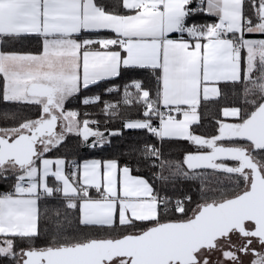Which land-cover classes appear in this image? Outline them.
Masks as SVG:
<instances>
[{
	"label": "snow or ice",
	"instance_id": "obj_1",
	"mask_svg": "<svg viewBox=\"0 0 264 264\" xmlns=\"http://www.w3.org/2000/svg\"><path fill=\"white\" fill-rule=\"evenodd\" d=\"M0 106V264H264V0H0Z\"/></svg>",
	"mask_w": 264,
	"mask_h": 264
},
{
	"label": "trees",
	"instance_id": "obj_2",
	"mask_svg": "<svg viewBox=\"0 0 264 264\" xmlns=\"http://www.w3.org/2000/svg\"><path fill=\"white\" fill-rule=\"evenodd\" d=\"M206 17L204 16H196L193 17L192 20L189 21L191 23L193 20L196 22H204ZM129 78L128 73H124L120 78L115 80L116 85H122L127 79ZM106 85L102 84L100 88H92L90 92H85L82 95H91L93 92L102 91L103 87ZM105 99H115L116 97L113 95L112 97L105 96ZM2 107V106H0ZM68 108H80L81 111H84V107L80 105L79 101L74 99L72 100L68 105ZM90 112L98 111L97 108H88L87 109ZM110 127L116 128L119 127L118 123H112L109 125ZM195 131L198 133H205V134H211L213 131L210 114L205 117L203 120V123L199 127H195ZM144 133L139 131H125L123 133V136L121 137H114L112 138V142L110 146H106L102 151L100 149H91L86 148L83 146H79L76 138L74 136H70L66 143L63 145V147L59 148V150H54L49 155L51 157L56 156H66L68 159H74L78 163H80L82 160L87 158H111L112 156L119 153L122 148L131 141L138 140L139 138L143 137ZM188 144L186 142L177 141L174 142L171 145L166 144L165 150L168 151L169 148H171L172 154L175 158H180L181 152L183 149L188 148ZM123 162V159L121 160ZM7 188V185H3L0 187V190H3Z\"/></svg>",
	"mask_w": 264,
	"mask_h": 264
},
{
	"label": "crops",
	"instance_id": "obj_3",
	"mask_svg": "<svg viewBox=\"0 0 264 264\" xmlns=\"http://www.w3.org/2000/svg\"><path fill=\"white\" fill-rule=\"evenodd\" d=\"M88 159H94V158H87V159H84V160H88ZM84 160H82L81 162H83Z\"/></svg>",
	"mask_w": 264,
	"mask_h": 264
}]
</instances>
